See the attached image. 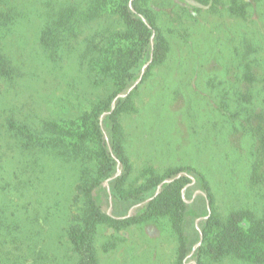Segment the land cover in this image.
<instances>
[{
  "label": "trees",
  "instance_id": "trees-1",
  "mask_svg": "<svg viewBox=\"0 0 264 264\" xmlns=\"http://www.w3.org/2000/svg\"><path fill=\"white\" fill-rule=\"evenodd\" d=\"M28 1L0 0V153L9 147L13 151L11 160L20 157L19 164L10 169L0 161V264H21L23 228L34 223L41 209L59 205L51 202L52 190L46 186L48 179L40 168L50 148L55 149V157L77 169L67 240L75 251L86 254L78 264L96 262L93 241L101 224L112 223L119 230L133 222L150 221L174 227L181 240V264H206L227 255L251 263L264 262L262 41L247 40L228 56L223 67L225 80L218 88V112L223 124H216L222 141L238 154H223L228 180L234 185L241 183L236 163L243 159L249 163L245 166L251 173L244 188L248 203L259 206L260 213L238 205L221 213L210 174L196 165L168 169L163 174L147 171L140 183L127 186L132 167L117 119L131 108L158 68L176 66L186 69L183 71L191 78L195 75L187 70L191 68L188 64L175 60L177 52L170 36L182 29L185 13L198 19L199 9H219L224 4L223 9L231 15L244 16L245 6L239 0H39L38 54L50 63L55 80L60 81L56 62L68 54H72L78 72L68 79L65 96L56 97L58 111L74 117L64 119L41 116L34 108L19 109L8 102L9 95L28 75L9 44L16 28L31 16ZM79 40L84 43L82 48L71 52L79 49ZM108 40L111 43L104 53L100 42ZM82 86L103 88L109 94L90 104L77 91ZM241 118L246 121L243 125ZM212 122L211 115L208 118L203 114L197 134H202L204 125L212 128ZM224 127L250 136L252 145L246 155L231 138L224 137ZM84 151L85 156L81 154ZM27 189L40 196L30 200L32 208L21 207L9 197V193L25 195ZM187 196L193 203L186 200ZM20 212L29 215L23 218Z\"/></svg>",
  "mask_w": 264,
  "mask_h": 264
},
{
  "label": "rangeland",
  "instance_id": "rangeland-1",
  "mask_svg": "<svg viewBox=\"0 0 264 264\" xmlns=\"http://www.w3.org/2000/svg\"><path fill=\"white\" fill-rule=\"evenodd\" d=\"M239 1L245 6L244 16L231 15L227 9H223L224 4L219 9H199L201 12L198 19H191L185 13L186 10L182 11L185 13L184 25L170 36L177 52L175 60L178 58L188 64L191 68L187 70L193 71L195 75L191 78L190 73L183 71L186 69L176 66L158 68L142 88V94L135 98L131 108L118 115L132 167L127 186L140 183L147 171L163 174L168 169L196 165L210 174L217 194L216 206L221 213L237 205L253 208L260 213L259 206L248 203L244 188L248 174L251 173L250 168H246L249 163H244V159L237 161L241 183H231L223 154L232 152L233 157L238 154L229 143L222 141V134L217 133L218 126L223 124L218 112L221 98L219 89L222 88L221 80H225L223 67L227 66L228 56L236 46L243 45L247 40L264 43V0ZM27 3L31 16L16 28L15 33L9 37V44L19 56L16 57L17 62H21L23 71L28 72V75L22 80L21 86L9 95L8 102L19 109L34 108L41 116L49 114L64 119L74 118L72 115H62L64 111H58L56 107V97L65 96L68 79L78 74L76 65L72 62L73 56L68 54L62 61L56 62L60 81L55 80V76L51 75L53 71L50 63L38 54L41 51L38 46V27L41 23L38 15L42 3L39 0H29ZM194 16H197V12ZM100 43L102 51L106 53L111 41ZM83 44L79 40V49L70 51L78 52ZM52 64L54 65L53 61ZM87 83L93 86L88 81ZM77 91L82 98L87 97L90 104L102 101L109 94L103 88L96 90L85 86L79 87ZM69 97L72 98V94ZM203 114H207L208 118L211 115V124L214 125L210 129L208 124L204 125L202 134L198 135L197 132L202 128ZM29 119L32 121L33 118ZM252 120L257 122V119ZM243 123L246 121L241 118V124ZM224 137L231 138L232 144H236L245 155L252 145L250 136L243 135L241 131L229 132L226 128ZM208 139L213 140L207 141ZM11 150L4 147L0 153V161L4 160L1 162L6 164L7 169L19 164V156L11 160ZM54 151V148H50L49 153L43 155L44 164L40 168L43 170V177L47 176L46 186L52 190L54 199L51 202H59V205L41 209L30 225L32 228L27 225L23 228L25 231L22 232L21 252L19 251L21 264H78L86 256L75 251L67 240L71 200L77 182L76 165L55 157ZM81 154L86 155L85 151ZM195 194L197 193L193 196ZM9 197L21 207L32 208L28 203L40 196L34 190L27 189L25 195L20 192L18 195L9 193ZM186 200L193 203L190 196ZM44 202L42 199L41 204ZM22 210L25 211V208ZM29 214L20 212L23 218ZM93 246L96 254L94 264L182 263L179 235L174 227L165 223L133 222L119 230L112 223L101 224L95 233ZM206 264L264 262L251 263L227 255Z\"/></svg>",
  "mask_w": 264,
  "mask_h": 264
}]
</instances>
